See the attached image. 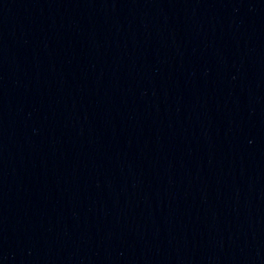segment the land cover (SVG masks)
Returning <instances> with one entry per match:
<instances>
[{
	"label": "water",
	"instance_id": "obj_1",
	"mask_svg": "<svg viewBox=\"0 0 264 264\" xmlns=\"http://www.w3.org/2000/svg\"><path fill=\"white\" fill-rule=\"evenodd\" d=\"M0 264H264V0H0Z\"/></svg>",
	"mask_w": 264,
	"mask_h": 264
}]
</instances>
